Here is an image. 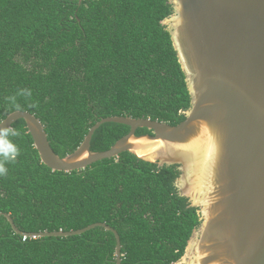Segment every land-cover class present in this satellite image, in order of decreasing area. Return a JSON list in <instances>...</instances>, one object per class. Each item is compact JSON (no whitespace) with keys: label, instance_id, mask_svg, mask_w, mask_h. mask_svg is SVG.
I'll return each mask as SVG.
<instances>
[{"label":"trees","instance_id":"obj_1","mask_svg":"<svg viewBox=\"0 0 264 264\" xmlns=\"http://www.w3.org/2000/svg\"><path fill=\"white\" fill-rule=\"evenodd\" d=\"M173 12L171 0H0V123L18 110L35 114L62 157L102 118L179 124L192 97L162 23ZM130 130L104 123L91 150L110 149ZM9 131L18 133L9 139L20 154L0 177V212L23 234L0 217V264H117L115 234L104 227L32 236L97 222L118 231L122 264H172L183 257L201 214L176 186L178 165L160 167L126 151L82 170L53 171L24 119Z\"/></svg>","mask_w":264,"mask_h":264},{"label":"water","instance_id":"obj_2","mask_svg":"<svg viewBox=\"0 0 264 264\" xmlns=\"http://www.w3.org/2000/svg\"><path fill=\"white\" fill-rule=\"evenodd\" d=\"M81 4L84 0H77ZM170 30L190 89L192 104L177 125L151 118L110 116L91 127L81 145L62 157L51 146L45 126L33 113L15 111L1 123L11 129L24 119L41 161L53 171L82 170L130 151L139 158L178 165L176 186L199 208L201 224L183 257L172 264H264V0H171ZM131 127L110 149L91 150L104 123ZM138 128L152 134L137 135ZM6 216L20 235L10 214ZM97 222L71 231H43L33 237L74 236Z\"/></svg>","mask_w":264,"mask_h":264},{"label":"clouds","instance_id":"obj_3","mask_svg":"<svg viewBox=\"0 0 264 264\" xmlns=\"http://www.w3.org/2000/svg\"><path fill=\"white\" fill-rule=\"evenodd\" d=\"M21 94L31 96V91L24 89L21 90ZM9 99L15 102V97H10ZM10 135L15 136L18 133L7 129H0V177L8 175L6 164L14 162L20 154L18 147L9 139Z\"/></svg>","mask_w":264,"mask_h":264},{"label":"built area","instance_id":"obj_4","mask_svg":"<svg viewBox=\"0 0 264 264\" xmlns=\"http://www.w3.org/2000/svg\"><path fill=\"white\" fill-rule=\"evenodd\" d=\"M27 237L25 236L24 239H26Z\"/></svg>","mask_w":264,"mask_h":264}]
</instances>
